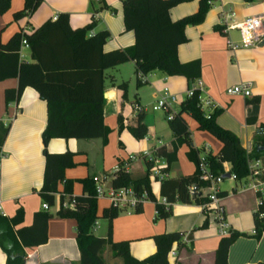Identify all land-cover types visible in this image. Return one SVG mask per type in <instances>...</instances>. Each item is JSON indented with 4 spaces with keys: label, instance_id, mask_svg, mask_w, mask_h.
I'll return each instance as SVG.
<instances>
[{
    "label": "crops",
    "instance_id": "obj_1",
    "mask_svg": "<svg viewBox=\"0 0 264 264\" xmlns=\"http://www.w3.org/2000/svg\"><path fill=\"white\" fill-rule=\"evenodd\" d=\"M89 1L39 0L37 8L29 16L13 20V14L22 9L23 0H9L8 10L0 15V45L17 32L31 33L44 22L54 21L58 14H64L71 30L94 22L95 27L87 37L106 31L109 38L102 47L103 53L131 47L133 34L123 32L119 0H102L112 12L101 10L97 13H94L97 8L96 0H92V5ZM197 7L198 0L179 4L169 10V19L174 22L190 16L197 11ZM252 17H260L264 23V0H255L251 4H246L244 0H216L199 25L184 28L185 43L176 48V59L180 64L198 63L197 80L202 84L203 94L215 106L214 111L218 112L214 118L215 124L220 129L233 133L243 149L252 147L257 129L264 128V42L255 49L232 51L228 48V43L239 44V33L224 29ZM19 60L23 63L31 62L27 48L20 47ZM46 62L51 66L63 65L65 58L54 57ZM133 72L132 62L103 72L102 123L109 130L105 143L101 139H53L47 143L46 149L51 154H73L74 166L63 173L64 179L72 182L73 197L82 193L80 180L110 175L131 156L136 157L137 161L130 162L126 172L132 179L142 177L146 170L144 161L138 159L142 153L158 147L168 150L176 145L165 114L163 120L166 125L162 131L156 120L158 118L146 115L139 95L134 97L133 102L127 103L126 87L124 92L117 89V85L125 84L124 80H134ZM145 79L146 84L139 86L135 85L134 80L135 88L148 85L153 91L154 99L162 88H167L175 96L176 101L171 104L170 110L173 114L176 113L189 88L187 82L181 77H165L159 72L147 74ZM242 83L252 84L249 98L225 94L229 88ZM16 86V79L0 82V125L7 128L0 146V216L10 219L20 208V226L28 227L33 215L44 211L37 191L43 175L40 134L46 122V105L29 88L21 92L17 101L5 104L4 91L15 90ZM54 94L57 97L64 96L63 92ZM139 112L143 115L142 124L146 135L143 139L136 140L128 129L135 126ZM185 120L188 140L177 146L176 163L171 169H166L165 180L193 174L195 167L187 158L190 150L199 156V148L202 146H207L211 155L217 154L220 149L215 139L205 132L197 131L189 118L186 117ZM225 170L230 171L228 164H225ZM247 185V181L237 183L224 179L219 186L223 220L229 225L231 233L241 235L228 250V264H264V231L259 238L253 235L254 216L258 210L257 196ZM148 186L151 196L154 199L160 198V183L148 179ZM57 189H62V183H59ZM194 191L197 196L201 195L199 189ZM53 198V205L45 211L51 216L47 221V241L35 249L25 250L23 264H78L74 222L55 217L57 196L54 195ZM105 208L108 205L100 207L97 203V215ZM153 213L154 205L151 203L141 205L138 212L134 209L119 213L110 222L111 242H127L129 255L142 260L154 253L152 237L182 233L185 241L181 240L177 246L172 247L173 252L168 255L167 264H213L214 251L220 238L212 219L203 217L195 204H172L169 216L164 221L156 220ZM204 222L205 226L202 227ZM107 231V221L99 219L93 225L91 233L96 238L105 239ZM101 256L104 264H121L118 258L111 256L107 248ZM4 263L5 255L0 250V264Z\"/></svg>",
    "mask_w": 264,
    "mask_h": 264
},
{
    "label": "trees",
    "instance_id": "obj_2",
    "mask_svg": "<svg viewBox=\"0 0 264 264\" xmlns=\"http://www.w3.org/2000/svg\"><path fill=\"white\" fill-rule=\"evenodd\" d=\"M91 5H92V0ZM89 1V2H90ZM191 0H119L123 32L133 34V45L123 50L103 53L102 47L109 38L106 31H99L92 36L87 35L94 29V22L82 28L71 30L67 16L58 14L54 21H46L31 33L17 32L6 43L0 45V82L7 79H16L15 90H6L3 93L4 103L17 101L21 92L32 89L46 105V122L40 134L41 156L43 158V175L38 195L42 204L50 207L56 195L57 210L55 217L74 222L75 244L79 254L78 264H104L102 252L105 248L113 258H118L121 264H167V257L173 246L180 242L182 233H166L152 237L154 253L142 260L132 258L128 253V243L111 242L110 222L119 212L111 209H102L97 215V201L93 196V187L90 179L79 181L82 188L80 196H71L72 182L65 180L63 173L74 166L73 154H51L47 151V143L53 139L61 140H92L101 139L103 143L109 130L103 125L102 99L103 72L117 66L132 62L134 64L135 85H142L137 74L146 76L152 72H159L165 77H181L190 86L199 77L197 62L180 64L176 59V48L185 43L183 30L188 26L199 25L211 4L216 0H198L197 11L177 21H170L168 12L171 8L190 2ZM255 0H244L251 4ZM39 0H23L22 9L13 14V20L29 16L38 6ZM97 8L112 10L102 0H96ZM9 8V0H0V15ZM25 40L29 51L30 63L19 60L21 40ZM65 58V64L49 65L50 58ZM125 84L117 85V89L124 92ZM63 92V97L54 93ZM94 94V95H92ZM217 111L204 117L198 109L196 92L184 99L172 115L167 126L176 140V145L170 149L158 147L155 157L162 158L167 164V170L176 163V149L186 139V117L194 124L197 131H202L215 139L220 149L217 154H209L206 164L214 175L223 174V164H228L230 173L236 178L235 182L243 183L248 176V157L241 147L238 138L231 132L220 129L214 122ZM143 115L136 116L135 126L129 128V134L136 140L143 139L146 129L142 124ZM7 128L0 125V146L6 136ZM198 156L193 150L187 158L195 167L192 175L177 177L160 182L159 197L163 198L168 208L154 204L156 220L164 221L170 213V206L174 203L196 206L203 199L192 190L203 187L197 170ZM253 158L264 159V139L255 138L253 143ZM145 174L137 179L119 167L113 173L111 186L113 188H131L135 192L145 190L150 201L148 186V172L150 164L144 162ZM62 183V189L57 186ZM72 198L73 208L62 209L61 205ZM135 208V212L139 211ZM259 213L263 216L260 218ZM259 213L254 216L255 237L259 238L264 231V202L259 206ZM51 218L45 211L33 215L31 224L22 227V210L19 208L10 219L0 216V250L5 255L4 264H23L24 251L35 249L47 241V221ZM99 219L106 220L108 231L105 239L96 238L91 230ZM205 226V222L202 227ZM241 237L238 233H231L228 237L220 238L214 251L213 264H228V250Z\"/></svg>",
    "mask_w": 264,
    "mask_h": 264
},
{
    "label": "built area",
    "instance_id": "obj_3",
    "mask_svg": "<svg viewBox=\"0 0 264 264\" xmlns=\"http://www.w3.org/2000/svg\"><path fill=\"white\" fill-rule=\"evenodd\" d=\"M225 31L236 30L239 33L240 43L233 44L228 43V48L232 51L238 49H255L260 43L264 42V23L260 17H252L243 20L239 24L232 26H226ZM20 47L27 48L25 40H21ZM141 84H146L145 76L137 74ZM252 84L242 83L237 86L231 87L225 91V94L231 97H243L249 98L251 96ZM196 92L198 100V109L204 117H208L213 113L215 106L209 98L203 94L202 84L200 81L195 80L184 93V99L190 98L193 93ZM175 96L171 95L167 88H162L159 92L155 102L151 105V112H162L165 114V120L168 122L171 120L173 113L170 110L171 104L175 103ZM136 111H139L135 107ZM257 138L264 139V128H258L256 131ZM156 148L150 149L138 159L148 162L150 164L148 179L160 183L167 177L166 169L167 165L162 158L155 157ZM200 155L198 158L197 170L199 173V180L203 184V187L199 189L201 195L200 198L203 202L197 205L200 213L205 218H211L216 227V234L219 238L228 237L231 234L230 227L223 220V210L220 205L221 196L219 186L223 182L224 177L221 175H214L208 169L206 164V158L210 154L207 146L199 148ZM246 156L248 157V176L246 181L248 182L247 188L254 192L257 196L258 210L262 202H264V160L261 158H253V146H249L244 149ZM137 158H129L127 162L122 164V169L126 171L128 164ZM116 172V169L113 173ZM113 173L110 175H104L101 177H92L91 183L93 187V196L96 201L105 202L109 208L118 211L119 213H127L130 210H134L136 207L146 203L161 205L164 210L168 208L166 201L163 198L155 199L153 202L149 200L148 193L145 190L135 192L131 188H113L111 186V180L113 179ZM223 174L229 175V179L235 181L236 178L230 171L225 170V164H223ZM195 193L194 190L188 192V194ZM74 202L72 198L68 202H64L61 205L62 209L73 208ZM41 209L46 211L47 206L41 205ZM156 217V211L153 213ZM263 215L259 213L261 218ZM255 235V232H253ZM185 241L184 234L181 236L180 241ZM170 252L169 255H172Z\"/></svg>",
    "mask_w": 264,
    "mask_h": 264
},
{
    "label": "rangeland",
    "instance_id": "obj_4",
    "mask_svg": "<svg viewBox=\"0 0 264 264\" xmlns=\"http://www.w3.org/2000/svg\"><path fill=\"white\" fill-rule=\"evenodd\" d=\"M125 86H126V101L127 103H131L134 100V97L136 95H139L141 98V106L142 108H145V112L147 116H156L158 119V125L163 131V127H165V122L163 120V113L158 112V113H151V105L155 102L156 98L154 99L153 97V91L148 85H143L139 88H135L134 85V80L133 78H130V80H124ZM130 158H136V157H130ZM137 161V159H135ZM100 207L107 205L106 203H101L100 201H97ZM119 260V259H118ZM107 260H105L106 262ZM120 262V260L118 261Z\"/></svg>",
    "mask_w": 264,
    "mask_h": 264
},
{
    "label": "water",
    "instance_id": "obj_5",
    "mask_svg": "<svg viewBox=\"0 0 264 264\" xmlns=\"http://www.w3.org/2000/svg\"><path fill=\"white\" fill-rule=\"evenodd\" d=\"M224 179H229V175H226V176L224 177Z\"/></svg>",
    "mask_w": 264,
    "mask_h": 264
}]
</instances>
